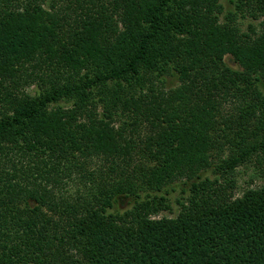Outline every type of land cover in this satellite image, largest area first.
Here are the masks:
<instances>
[{
	"label": "trees",
	"instance_id": "obj_1",
	"mask_svg": "<svg viewBox=\"0 0 264 264\" xmlns=\"http://www.w3.org/2000/svg\"><path fill=\"white\" fill-rule=\"evenodd\" d=\"M233 2L259 25L220 0H0V264H264V188L234 200L240 166L264 176V0Z\"/></svg>",
	"mask_w": 264,
	"mask_h": 264
},
{
	"label": "rangeland",
	"instance_id": "obj_2",
	"mask_svg": "<svg viewBox=\"0 0 264 264\" xmlns=\"http://www.w3.org/2000/svg\"><path fill=\"white\" fill-rule=\"evenodd\" d=\"M234 0H220L221 5L223 6V13L220 14V21L221 23H225V17L229 12H232L234 16H232L235 19L236 24L240 27V29L243 32H247L248 29L254 25L258 26L261 20H255L251 17L249 14V11H245L243 14H239L236 11ZM50 2V0H48ZM115 22L119 25V29H122V24L120 21V18L118 16L114 17ZM225 64H227L228 67L242 71V68L240 65H238L234 57L232 55H226L225 57ZM163 79V81H160ZM181 85V82L179 80L178 74L176 72H173L170 70L167 72L166 75L162 76L160 79H157L156 89L157 93H166L171 94L174 90L179 88ZM37 92V89L35 87H32L31 89V95H35ZM223 113L226 115L234 113V103L228 102L225 103L222 109ZM223 126V125H222ZM224 130H227V127L225 125L223 126ZM218 132V131H217ZM216 132V133H217ZM227 154V153H226ZM212 171V170H211ZM209 171L206 173V176H209L213 178L212 172ZM235 189H234V200H241L245 197V195L251 191V190H259L261 188H264V176L261 173V170L257 168L253 163H248L240 166L237 169V173L235 175ZM184 187L181 186V182H176L172 185L167 186L163 191L157 192V195L161 200L165 202L164 205H169L170 209H165L160 212V214L157 216V218L162 217H170L174 218L177 216L180 206L177 203V201L182 197V189ZM133 202L130 199H127L123 202H121L120 209L123 211L126 209H129L132 206ZM104 214H106L109 217H114L116 214V209L112 205H107L102 209Z\"/></svg>",
	"mask_w": 264,
	"mask_h": 264
}]
</instances>
